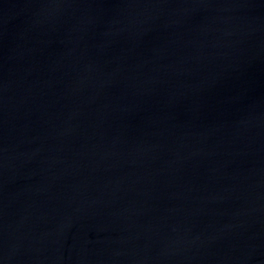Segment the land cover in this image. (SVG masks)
<instances>
[{
  "label": "water",
  "instance_id": "1",
  "mask_svg": "<svg viewBox=\"0 0 264 264\" xmlns=\"http://www.w3.org/2000/svg\"><path fill=\"white\" fill-rule=\"evenodd\" d=\"M0 264H264V0H0Z\"/></svg>",
  "mask_w": 264,
  "mask_h": 264
}]
</instances>
